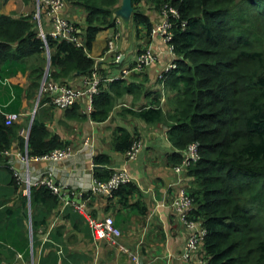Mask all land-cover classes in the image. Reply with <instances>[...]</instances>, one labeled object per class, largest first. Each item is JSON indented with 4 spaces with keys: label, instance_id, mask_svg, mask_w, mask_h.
Listing matches in <instances>:
<instances>
[{
    "label": "trees",
    "instance_id": "trees-1",
    "mask_svg": "<svg viewBox=\"0 0 264 264\" xmlns=\"http://www.w3.org/2000/svg\"><path fill=\"white\" fill-rule=\"evenodd\" d=\"M28 1L32 0H24ZM76 1L87 11L85 23H76L84 30L86 48L48 36L49 78L63 83L73 75L88 76L94 71L96 61L87 51L92 50L101 31L117 28L115 12L120 0ZM141 2L133 0L131 20L145 25L151 33L153 22L148 10L139 6ZM147 2L149 9L160 13L167 4L178 12L171 18L177 66L164 73L166 87L176 94L178 106L169 116L158 101L138 109L124 108L120 114L147 123L167 121V135L175 148L168 156L173 166L182 162V150L198 143L200 159L188 166L186 174L195 186L190 192L195 202L193 215L206 229L202 250L210 264H264V0ZM0 38V78L5 72L14 75L17 66L24 65L25 70L26 59L47 49L31 16H0ZM45 69L46 64L30 71L29 98L35 91L37 95ZM137 90L138 85L125 78L103 83L93 96L89 114L81 112L76 103L66 110V117L105 122L116 100ZM47 101L49 98H43L39 106ZM48 119L49 115L39 117L37 112L25 138L20 135L23 125H7L0 107V261L5 258L11 263L17 254L27 264L32 258L36 263L38 255L36 264H70L68 259L79 264L83 259L82 255L68 253L62 226H55L43 241L40 230L46 231L53 212L57 213L59 196L40 185L31 188L30 197L24 195L9 159L1 154L7 149L23 150L26 143L32 155L69 145L49 129ZM139 141L138 132L132 134L117 127L112 147L127 155ZM72 150L74 154V147ZM94 164L108 167L111 158L98 153ZM96 167L94 176L100 181L108 180L113 172L112 168ZM139 191L135 182H129L115 190L113 197H119L135 214L145 215L146 203L140 199L129 203ZM63 216L71 218L75 227L91 232L72 206ZM74 220L82 221L85 227Z\"/></svg>",
    "mask_w": 264,
    "mask_h": 264
},
{
    "label": "crops",
    "instance_id": "crops-1",
    "mask_svg": "<svg viewBox=\"0 0 264 264\" xmlns=\"http://www.w3.org/2000/svg\"><path fill=\"white\" fill-rule=\"evenodd\" d=\"M33 8L34 4L31 1L0 0V16L17 17V14L29 12ZM148 14L154 28L162 20V15L156 10H149ZM63 15L74 23L83 25L87 11L76 0H65ZM119 29L122 37L118 41V52L123 54L120 65L111 64V55L102 58L107 40L114 33V29L101 31L89 53L96 61L95 67L104 73L110 71L111 75L118 76L121 66L133 64L141 49H153L157 53V61L143 72H133L125 78L127 82L138 85L137 96L135 93H125L118 98L108 120L101 123L90 118L84 121L68 119L65 110L61 112L52 105L44 104L41 107L42 116L49 115L50 119L47 120L49 129L57 133L62 140H72L70 142L76 148L71 158L59 163L33 164L31 176L36 180L45 170L51 169L63 185L89 190L95 179L94 157L99 153L109 155L111 164L108 167L97 165L96 168H126L135 178L140 191L129 198V203L133 204L139 199L146 203L148 211L145 215L135 214L131 207L120 202L119 197L104 198L101 195H93L90 201L94 215L98 217L112 215L116 219L123 233L121 245L128 249L126 253L106 240H94L90 236L91 232L75 227L69 217L62 215L58 220V226L63 228V239L68 253L83 256V259H78L79 264H197L198 255H193L190 259L182 257L187 231L172 208V200L190 178L186 171L183 174L176 173L168 160V156L175 148L168 138L167 125L164 127L160 123H147L141 118L120 114L124 108L138 109L145 105H155L157 101L165 102L161 97L171 91L166 85L163 87L159 75L175 57L170 54L163 38L153 36L152 31L150 33L145 25L136 24L131 20L121 22ZM46 58L47 52L30 56L25 61V70L24 65L17 66L16 69L19 70L14 75L8 76L5 72L0 78V107L5 114L22 113L21 123H26L29 119L31 108L27 97L29 73L35 66H45ZM4 67L6 69L7 64ZM65 80H68L67 84L80 86L83 77L73 75ZM79 107L81 111L89 114L84 103L79 104ZM117 127H124L132 134L138 132L140 141L134 158L113 149L112 139ZM69 128H73L74 133L69 132ZM22 129H25V126ZM82 140H86V145ZM9 163L16 171L23 172L24 167L18 159L11 157ZM15 202H19V199ZM52 216L58 214L53 212ZM74 221L85 227L82 221ZM201 251L203 252L202 247ZM38 260L39 255L36 257V263ZM68 260L70 264L78 263ZM8 261L4 258L0 264H27L21 254H17L13 262Z\"/></svg>",
    "mask_w": 264,
    "mask_h": 264
},
{
    "label": "built area",
    "instance_id": "built-area-1",
    "mask_svg": "<svg viewBox=\"0 0 264 264\" xmlns=\"http://www.w3.org/2000/svg\"><path fill=\"white\" fill-rule=\"evenodd\" d=\"M65 7V0H37V7L32 16L36 22L38 29V36L43 39L45 44H48V36H52L55 39H64L76 44L79 47L86 48V41L84 38V30L76 25L73 21L69 20L63 15ZM162 20L152 29L153 36H160L167 44L170 54L176 58L174 53V46L171 43V18L178 16V12L175 8L168 4L164 6L162 12ZM121 20L117 18V26L121 24ZM46 24V26H45ZM121 31L116 28L111 37L108 38L106 43L105 52L102 58L112 54L115 59L113 62L120 65L122 62L121 54L116 53L117 40L121 38ZM120 40V39H119ZM118 40V41H119ZM47 58L50 60V50L47 45ZM89 56L90 53L87 51ZM157 61V53L153 49H147L146 51L137 54L136 60L133 64L127 66H121L118 76L111 75L110 71L104 73L95 67L94 71L88 76H82L83 82L80 86H73L67 83L55 81L49 78L50 62L49 66L45 69V74L40 84L39 91L37 92V105H40V101L43 98H49V101L45 105H54L57 108L67 110L73 107L76 103H84L85 109L90 113L93 110V96L100 91V86L103 83H108L119 78H126L133 72H143L153 63ZM175 59L167 66L165 71L159 75V79L165 83V72H169L176 68ZM36 112V109L34 113ZM23 118L22 113H7L5 114V120L7 125L20 122ZM33 120V119H32ZM32 123V121H31ZM31 126V124H30ZM29 128L22 129L26 131L25 138L29 135ZM139 142H137L131 151L127 153V156L134 158L138 152ZM198 143L189 145L185 150L181 151L183 160L179 165L173 167L174 171L179 174H183L187 170L188 166L197 162L200 159L198 152ZM2 155L8 159L14 157L18 159L24 170L22 173L16 171L13 166L15 175L25 185L24 195L30 197L31 188L33 186H46L55 195L59 196L60 204L57 208L58 216H53L48 229L44 228L40 230L43 241L45 242L50 232L58 225L59 219L64 214L68 206H72L74 211L79 213L88 226L91 229L93 239L96 241L106 240L111 245L119 247V249L126 253L128 249L126 246L121 245L120 239L123 236L122 230L118 227L116 219L112 216H105L100 218L92 213L90 208V201L93 195H101L104 198H113L114 191L117 190L122 184L129 182H135V178L130 171L126 168H116L113 170L108 180L100 181L97 178L94 179L93 186L89 190H75L63 185L56 178L53 170L47 169L44 173L34 180L31 176V167L35 163L50 162L59 163L67 160L72 154V147L66 145L64 147L55 148L50 152L43 155H32L30 153L28 143L25 144L23 150L7 149L1 152ZM172 208L179 218L182 220L183 225L189 232L187 242L185 244L184 257L190 259L193 255H198L197 264H210L205 253L201 251L203 240L206 235V229L201 225L200 221L193 215L195 208V202L192 194L186 187H182L174 196L172 200ZM32 234V226L29 227ZM199 250L200 252L198 253ZM198 253V254H196ZM28 264H36L34 258Z\"/></svg>",
    "mask_w": 264,
    "mask_h": 264
},
{
    "label": "rangeland",
    "instance_id": "rangeland-1",
    "mask_svg": "<svg viewBox=\"0 0 264 264\" xmlns=\"http://www.w3.org/2000/svg\"><path fill=\"white\" fill-rule=\"evenodd\" d=\"M121 1L122 0H120V3H119V5L121 4ZM31 3H33L34 4V8L31 10V11H29V12H23V13H21V14H17V17L19 16V17H21V16H33V14H34V12H35V10H36V7H37V0H32L31 1ZM140 7H141V9L142 8H144V10H151V9H149V4H148V2H147V0H142V2L140 3V5H139ZM157 25V24H156ZM156 25L154 26V27H156ZM45 26H46V24H45ZM118 29H119V27H118ZM120 30V29H119ZM120 39V38H119ZM118 39V40H119ZM118 40H117V49H116V53H118V54H121L122 56H123V54L121 53V52H118ZM147 49H150V48H143V49H141L137 54H140V53H142V52H144V51H146ZM109 55H111V58H112V60L110 61V62H112L111 64H116V63H114L113 62V59H115V57L112 55V54H109ZM108 56V55H107ZM121 59H122V57H121ZM46 64V63H45ZM46 67H48V64H46ZM97 68V67H96ZM42 72H43V70H41L40 71V73H41V75H42ZM132 75V74H131ZM30 85H31V81L29 82V85L27 86V91H28V88L30 87ZM40 88V87H39ZM38 91H39V89H38ZM137 94H138V91H136L135 92V96H137ZM168 95H165V94H163V97H161V98H164V101L165 102H161L160 101V107L164 110V112H165V115L166 116H169L171 113H173L174 111V108H176L177 106H178V103H177V96H176V94L174 93V92H170V93H167ZM28 97V96H27ZM28 99H29V101H30V114H29V119H27V121H26V123H21L23 126H25V129H27L28 128V125H30L31 124V121H32V119L35 117V114L37 113V112H39V117H41L42 116V109H41V107L38 105V107L36 108V105H37V101H38V98H37V95H36V91H35V94L32 96V97H28ZM163 100V99H162ZM56 109H58V111H64V109H60V108H57V107H55ZM35 109H36V112L34 113V111H35ZM66 111V110H65ZM81 111V110H80ZM81 112H83V111H81ZM84 113V112H83ZM160 124H162L164 127H166V125H168V122L167 121H164V122H162V123H160ZM69 132H71V133H74V129L73 128H69ZM27 132L26 131H20V135H22V136H25V134H26ZM62 140V139H61ZM70 141H72V140H69V142ZM83 141V144H85L86 145V140H82ZM69 146H71L72 148L74 147H76V146H73V143H71L70 142V144H69ZM186 172H187V170H186ZM23 185V191H24V189H25V185L24 184H22ZM185 187L187 188V190L189 191V192H191L194 188H195V186H194V184H193V181L191 180V179H188V180H186V185H185ZM69 188H71V189H75V190H79L78 188H76V187H73V186H69ZM22 190V189H21ZM22 191V192H23ZM192 193V192H191ZM23 194H24V192H23ZM13 203H15V202H13ZM13 203H11V204H13ZM106 216H109V215H106ZM100 218H104L105 216H99ZM52 219V216L50 217V219L49 220H51ZM50 222V221H49ZM29 227H30V225H29ZM185 227V226H184ZM185 229H186V227H185ZM186 231H187V229H186ZM188 236H189V232L187 231V237H186V242H187V239H188ZM41 238L43 239V236H41ZM186 244V243H185ZM184 251H185V246H184V249H183V252H182V257L183 258H185L184 257ZM198 251V253L200 252L199 250H197ZM198 253H196V254H198ZM204 253V252H203ZM37 255V254H36ZM35 258H36V256H35Z\"/></svg>",
    "mask_w": 264,
    "mask_h": 264
},
{
    "label": "water",
    "instance_id": "water-1",
    "mask_svg": "<svg viewBox=\"0 0 264 264\" xmlns=\"http://www.w3.org/2000/svg\"><path fill=\"white\" fill-rule=\"evenodd\" d=\"M135 12L133 0H122L120 6L117 8L115 15L123 22H129ZM49 66V61H48Z\"/></svg>",
    "mask_w": 264,
    "mask_h": 264
},
{
    "label": "clouds",
    "instance_id": "clouds-1",
    "mask_svg": "<svg viewBox=\"0 0 264 264\" xmlns=\"http://www.w3.org/2000/svg\"><path fill=\"white\" fill-rule=\"evenodd\" d=\"M122 21V20H121ZM123 22V21H122ZM117 28H118V26H117ZM161 80V79H160ZM162 84H163V82H162ZM165 85H166V83H164L163 84V87H165ZM174 167V166H173ZM114 170V169H113ZM117 223V222H116Z\"/></svg>",
    "mask_w": 264,
    "mask_h": 264
}]
</instances>
